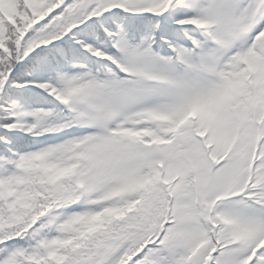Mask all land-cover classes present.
I'll return each mask as SVG.
<instances>
[{"label": "snow or ice", "instance_id": "6c2138e0", "mask_svg": "<svg viewBox=\"0 0 264 264\" xmlns=\"http://www.w3.org/2000/svg\"><path fill=\"white\" fill-rule=\"evenodd\" d=\"M0 264H264V0H0Z\"/></svg>", "mask_w": 264, "mask_h": 264}]
</instances>
